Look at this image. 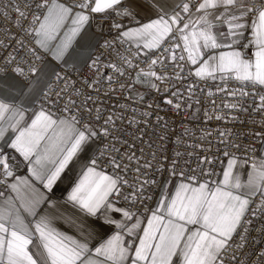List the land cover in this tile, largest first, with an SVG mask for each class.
<instances>
[{"label": "snow or ice", "instance_id": "obj_1", "mask_svg": "<svg viewBox=\"0 0 264 264\" xmlns=\"http://www.w3.org/2000/svg\"><path fill=\"white\" fill-rule=\"evenodd\" d=\"M0 264H264V0H0Z\"/></svg>", "mask_w": 264, "mask_h": 264}, {"label": "crops", "instance_id": "obj_2", "mask_svg": "<svg viewBox=\"0 0 264 264\" xmlns=\"http://www.w3.org/2000/svg\"><path fill=\"white\" fill-rule=\"evenodd\" d=\"M101 22L100 21H95V24H100ZM95 24H94V28H95ZM107 26V24L105 25ZM7 151V149H5ZM9 155L11 156L12 153L9 152ZM13 166L14 168L17 170L18 173L20 174H24V172L26 171V169H24L22 163H21V160L20 158H17V159H10L9 161ZM76 170L73 169L69 172H67L63 178V181L61 183V187L62 188H68L71 186V183H73L75 181V178H76Z\"/></svg>", "mask_w": 264, "mask_h": 264}, {"label": "built area", "instance_id": "obj_3", "mask_svg": "<svg viewBox=\"0 0 264 264\" xmlns=\"http://www.w3.org/2000/svg\"><path fill=\"white\" fill-rule=\"evenodd\" d=\"M4 2H6V0H4ZM96 21L98 22V21H100L101 22V17H100V14H97V19H96ZM149 98H151V97H149ZM217 103H219V100L217 101ZM201 115H202V113H201ZM212 126H215V123H213V125ZM221 126H223V123L221 122ZM175 127H179L178 125H176Z\"/></svg>", "mask_w": 264, "mask_h": 264}, {"label": "rangeland", "instance_id": "obj_4", "mask_svg": "<svg viewBox=\"0 0 264 264\" xmlns=\"http://www.w3.org/2000/svg\"><path fill=\"white\" fill-rule=\"evenodd\" d=\"M139 91H144V89H138Z\"/></svg>", "mask_w": 264, "mask_h": 264}]
</instances>
